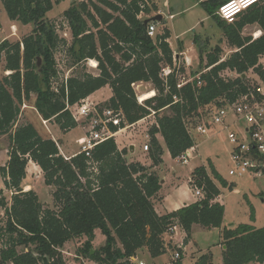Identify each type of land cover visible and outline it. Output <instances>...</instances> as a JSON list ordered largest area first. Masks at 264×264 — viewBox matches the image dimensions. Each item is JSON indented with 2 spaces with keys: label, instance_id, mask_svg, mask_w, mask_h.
Instances as JSON below:
<instances>
[{
  "label": "trees",
  "instance_id": "1",
  "mask_svg": "<svg viewBox=\"0 0 264 264\" xmlns=\"http://www.w3.org/2000/svg\"><path fill=\"white\" fill-rule=\"evenodd\" d=\"M227 1L205 0L198 5L221 30L233 52L225 60L221 59L220 48L207 53L208 71L180 89L176 87L173 53L167 42L170 32L148 37L147 27L155 22L144 25L146 19L139 18L141 14L149 15L152 9L156 11L153 0H87L69 8L63 15L72 38L68 53L75 64L95 61L99 74L69 77L54 89V51L59 39L46 19L53 8L52 0H0L10 22L34 27L20 42H0V62L4 57V72L8 74L0 79V137L8 136L9 141L7 162L0 167V209L4 213L0 264H44L41 258L47 264H65L61 248L79 239L84 242L77 256L96 264H129V258L135 257L139 249L145 248L151 258L173 249L165 244L163 235L175 226L182 229L183 243H187L193 225L220 230L222 264H264V226H223L224 207L215 199L221 188L231 186L210 163L191 173L204 198L158 216L151 198L161 188L159 178L140 164L128 163L126 150L119 151L112 138L98 144L90 160L83 154L65 159L56 143L43 139L31 124L17 125L20 107L34 96L39 116L67 133L77 127L67 106L109 86L112 97L104 107L121 111L125 121L110 130L116 132L154 114L156 125L148 132V155L153 166L161 164L162 155L156 135L162 137L170 157L178 158L193 146L185 119L197 117L200 110L223 108L250 95L264 100L245 77L252 71L264 85V68L259 62L264 56V0L244 10L233 23L216 14ZM248 26H256L260 35L244 36ZM199 59L202 61L201 54ZM163 66L172 70L165 82L160 78ZM225 71L237 77L223 78L221 73ZM142 83L151 84L155 90L143 105L138 104L133 88ZM162 111L169 114L160 116ZM28 162L40 168L44 185L53 189L55 210L43 208L34 191L23 190ZM95 230L105 238L104 246L97 250L92 246ZM171 264H183V256ZM194 264H212L211 254L201 255Z\"/></svg>",
  "mask_w": 264,
  "mask_h": 264
},
{
  "label": "rangeland",
  "instance_id": "2",
  "mask_svg": "<svg viewBox=\"0 0 264 264\" xmlns=\"http://www.w3.org/2000/svg\"><path fill=\"white\" fill-rule=\"evenodd\" d=\"M84 1L87 0H63L62 2L56 4L54 3L55 0H52L53 8L46 14V19L54 26L59 39L58 47L54 51L57 71L56 78L52 80V87L54 89L58 88L69 77H80L84 73H88L93 76H97L99 74L97 68L92 67L95 65L97 66V64L93 65V63L89 60L80 64H75L68 53V49L72 44V38L68 24L63 15L66 10L71 7H77ZM153 1L157 6L156 11L155 9H152L149 15L141 14L139 18L140 20H147L157 15L161 16L162 19L157 23L155 22L156 32L152 38H155L156 35L163 34L165 30L170 32V38L167 42L173 53V71L177 84L184 85L191 82L194 78H198L200 74L208 71L205 69V55L213 52L215 48H220V56L223 60L229 57L233 52V48L228 46L221 30L215 26V24L208 18L204 10L198 5L199 2L205 0ZM33 28V25L22 26L17 23L10 22L7 19L5 11L0 3V42L4 40L9 41L10 43L20 42L25 36L32 33ZM256 34V26H248L243 30L244 36L250 35L253 38H257L255 37ZM194 39L196 40L195 42ZM200 50L203 52L200 53ZM199 54H201L202 61L199 59ZM4 64V57H2L0 62V79L8 75L4 72ZM260 64L264 68V62ZM167 72L171 73L172 70L163 66L161 77L164 80V74ZM221 76L223 78L237 77L236 74L229 71L221 73ZM245 77L247 82H249V85L252 87L256 88L264 86L252 71L247 72ZM142 84L143 85L140 84L139 86L136 84L133 88L138 104L143 105L144 101L139 102L138 97L149 91H153L155 93V90L151 84ZM33 98L34 96H32L28 102H24V104L20 107V115L17 120V125L31 123L39 133H47L45 137H50L51 131L46 130L45 132L42 129L41 124L42 126H45L44 123L36 117V114L31 108L34 101ZM98 107L104 108V103H98ZM72 111L75 112V110ZM213 111L214 110L212 109L208 112L200 110L197 117L191 116L185 119V127L187 131L192 129L197 121V118L202 116L207 119L209 118V112ZM167 114H169L168 111H162L159 113L160 116ZM49 123L54 125L52 122ZM155 125V116L154 114H150L133 128L132 131L137 133V139H139L136 143V153L142 152V146L144 144L150 146L148 139L143 140L142 136L144 134H148V132ZM126 126L127 124L125 127ZM85 128L86 125L83 124L81 129H72L64 136V141L68 144V148L66 149L68 154H74L80 151V147L78 146L76 140L83 137ZM219 130L220 134H218ZM226 134L227 132L223 130L222 126L211 124L209 126V136L207 138L199 135L195 136V143L199 146L198 154H200V157H197V152L194 153L193 151L190 154V159L191 157L192 159L189 160V164L182 165L177 163L176 160L170 159L167 155V157H165V165L162 167L164 172L160 171V175L161 177H165L166 175H181L183 178H186L190 167L194 168L201 164L208 163L207 160L214 162L217 167H215L216 171L220 174L222 179H224L231 186V188L220 189L223 202L222 206L224 207L225 222L229 224L233 223L234 226L239 224H249L256 228H261L264 226V177L255 178L250 174H245L241 177H230L228 175V171L232 167V146L228 142ZM8 144V136L0 138V147H6L8 149ZM147 153L146 157L148 158ZM5 160L6 154L2 149L0 151V165L4 164ZM37 167L30 164L29 171L32 169L34 170L33 172L37 171L38 173L30 172L27 176V180L22 182L21 186L23 190L26 188V185L30 186V189L28 190H32L36 193L39 203L44 208L55 210V206L50 203L51 199H53L51 196L53 189L51 187L46 188L41 180L43 179L42 172L40 168ZM1 184L2 183H0V188H3ZM4 193L8 201H10L9 192L5 191ZM251 214H253V219H251ZM0 223H4V213L1 209ZM211 230L213 229L195 227L189 242L185 244L186 253L183 252V264H193L194 258L192 257H196L200 253H205L207 251L211 253L212 263L220 264L221 251L217 246L218 234L215 230ZM103 239L104 236H101L99 233V239H96L94 241V245H92L93 249L97 250L96 248L104 246L105 242ZM83 242L84 239L80 241H72L61 248L60 252L65 264H81L82 262L88 264L89 261L87 259L77 256V251L82 247ZM22 250V248H19V251ZM175 252H179L180 255L182 253V251H179L176 246H173V249H168L166 259L172 256V254L174 255ZM142 260L145 264H150L148 258H142ZM137 261H140V259H137Z\"/></svg>",
  "mask_w": 264,
  "mask_h": 264
},
{
  "label": "built area",
  "instance_id": "3",
  "mask_svg": "<svg viewBox=\"0 0 264 264\" xmlns=\"http://www.w3.org/2000/svg\"><path fill=\"white\" fill-rule=\"evenodd\" d=\"M258 1L229 0L217 9L216 14L221 20L233 23L239 15L238 12L242 9L246 10L249 8L248 6L258 3ZM155 32V23H150L147 27V36L153 37ZM169 73L164 74L165 80L161 77V74L160 78L165 82ZM182 86L177 84L176 87L180 89ZM256 93L264 97V86L257 87ZM174 100H177L176 97H174ZM67 109L77 125H86L83 137L77 140L80 151L76 155L83 154L88 160L91 159L92 151L98 144L113 137L114 134L111 132L110 127H118L120 124L125 123L121 111L105 107L99 108L97 104L88 102L86 99L73 106H67ZM72 110H75V112ZM211 124L222 126L223 130L227 132V140L232 146V167L229 169L228 175L230 177H241L250 174L255 178L264 177V100L259 101L253 95H250L223 108L214 109L213 112H209V118L207 119L202 116L197 118L192 129L187 131L193 141V146L177 158L180 163L183 165L188 163L190 154L197 147L195 136L199 135L207 138ZM143 150L148 152L149 146L144 145ZM190 185L197 201L203 199L202 190L194 184L192 179ZM176 227L171 228L170 231H175ZM177 249L184 251L182 244ZM181 255L183 256V253ZM181 255L179 252H175L173 260H177ZM88 261V264H96L90 260ZM81 264H85V262ZM129 264L145 263L131 257L129 258Z\"/></svg>",
  "mask_w": 264,
  "mask_h": 264
},
{
  "label": "crops",
  "instance_id": "4",
  "mask_svg": "<svg viewBox=\"0 0 264 264\" xmlns=\"http://www.w3.org/2000/svg\"><path fill=\"white\" fill-rule=\"evenodd\" d=\"M153 3L155 4L154 1H153ZM155 6H156V4H155ZM260 33L261 32L257 30V34L255 35V37H258L260 35ZM89 61H92V60H89ZM259 62L260 63L264 62V56L260 58ZM146 84L149 85L148 83H146ZM139 85L140 84H138L137 86H139ZM141 85H143V84H141ZM111 97H112L111 89L108 86H105V87L101 88L100 90H98V91L94 92L93 94H91L89 97L86 98V100L88 102H91L93 104L95 103V104L98 105V103H106ZM31 108L33 109L34 113L36 114V117H38L41 120V122L44 123L45 126H42V124H41L42 129L45 132H46V130H50L52 132V133L50 132V137H45L47 135V133L46 134H43V133L41 134L35 128V130L38 132V134L43 139H51L52 141H54L56 143L57 147H58L59 153L65 159H70V158L74 157L77 153L68 154L67 150H66L68 148V144H67V142L64 141V136L67 133L60 132L59 128L55 124L52 125L48 121H44L39 116V114L36 112V110L34 108V101L32 103ZM142 121H143V119L140 120L139 122L133 124V125H127L126 127L122 128V129H119L116 132H112V131L111 132L114 134L112 139L115 141L117 149L119 151H122V150H125V149L127 150V153L125 155V160L128 163L140 164L144 168L148 169L149 173H153L159 178V184H160L161 188H160L159 192L154 197L151 198V203L153 204V209H154L155 213L158 216H163V215H166L168 213L177 211L178 209H180V208H182L184 206H187V205L194 204V203L198 202L197 199L195 198L194 194H193V189H192V187L190 185L191 173L197 167H194V168L190 167L188 169V176L186 178H183L181 175H174V176L166 175L165 177H161L160 173L164 172L162 167L165 165V157H167V155H168V157L170 159H172V158L170 157V155H169V153H168V151H167V149L165 147V144L163 142V139H162V137L160 135H156V139L158 140V143H159V145L161 147V150H162L161 164L160 165L153 166V164H152V162H151V160L149 158L148 153L143 150V146L146 145V144H144L142 146V152L136 153V143H137V141L139 139H137V137H138L137 133L133 132L132 130H133L134 127H136V125H138V123H140ZM82 126L77 125L76 128L81 129ZM82 131H83V129H82ZM219 132H220V130L218 131V134H220ZM142 138H143V140L144 139H148V141H149L148 134H144L142 136ZM78 139H80V138H78ZM77 140H76V142H77ZM195 145L197 147H196L194 153L197 152L196 153L197 157H200V154H198L199 146L196 143H195ZM2 149L4 150V153L6 154V160H5V163H6L7 159H8L7 158V148L6 147H4V148L0 147V151ZM146 153H147L148 158L146 157ZM191 159H192V157H191ZM191 159L189 158V160H191ZM172 160H176L177 163L182 164V163H180L177 160V158L176 159H172ZM189 160H188V162H189ZM207 162L210 163L213 166L214 170L216 171L215 163L211 162L210 160H207ZM5 163L1 164L0 166L1 167L4 166ZM208 163L201 164L198 167L203 166V167L207 168V166H208L207 164ZM30 164H32L33 166L37 167L34 163L28 162V164L26 166V177H25V179L22 182H25L27 180V176L30 174V172L34 171L32 169L29 171ZM188 164L189 163H187V165ZM28 171H29V173H28ZM33 173H38V172L36 171V172H33ZM41 180L43 181V179H41ZM24 185H26V184H24ZM228 185H230V184H228ZM46 188H49V187H46ZM28 189H30V186L26 185V188L24 190L26 191ZM215 202L219 203L220 205H223L221 193L215 199ZM50 203L54 205L53 199H51ZM223 226L231 227V226H234V224L233 223H231V224L226 223L225 219L223 217ZM195 227H200V226L193 225L191 234H192V232H194ZM200 228H202V227H200ZM202 229H204V228H202ZM214 230L218 234V243H219V232H220V230L219 229H213L211 231H214ZM99 233L101 234V232L99 230H95L94 231V236H95L94 241L96 239H99ZM101 236H103V235L101 234ZM184 238H185V234L179 227H176L175 231H173V232L169 231V232H167V233H165L163 235V240H164L166 245L170 244V245H172L174 247L176 246V248H178L179 245L182 244V246L184 247V251L181 250L182 253L183 252L186 253L185 244H187L189 242L188 241L187 243L184 244L183 243ZM80 240H83V239H79V241ZM73 241H76V240H73ZM94 241H93V245H94ZM103 241L105 242V238L103 239ZM218 243H217V246H218V248L220 249V251L222 253V247ZM67 244H69V242L64 244L63 246H66ZM96 249H98V248H96ZM167 251H166L165 254H163V255H161L159 257L151 258L150 255L148 254L147 250L145 248H142V249H139L137 251L135 257H133V258L136 259V260L140 259V261H142V262H144L142 260V258H148L150 264H171L173 262V258H172L173 254H172V256H170V257H168L166 259ZM206 253H210V252L209 251H207L205 253L202 252L199 255H197L196 257H192V258H194V262L196 261V259H199L201 255L206 254ZM183 258H184V256H183ZM194 262H193V264H194ZM220 264H222L221 260H220ZM251 264H255V263H251Z\"/></svg>",
  "mask_w": 264,
  "mask_h": 264
},
{
  "label": "water",
  "instance_id": "5",
  "mask_svg": "<svg viewBox=\"0 0 264 264\" xmlns=\"http://www.w3.org/2000/svg\"><path fill=\"white\" fill-rule=\"evenodd\" d=\"M161 20V16H159V15H157V16H155V17H152V18H150V19H147V20H145L144 21V25H147L148 23H150V22H159ZM40 63H41V60L39 59V58H37V60H36V64H37V66H40ZM243 77H244V75H243ZM41 260H42V262L44 263V264H47V261H46V259L45 258H41Z\"/></svg>",
  "mask_w": 264,
  "mask_h": 264
},
{
  "label": "bare ground",
  "instance_id": "6",
  "mask_svg": "<svg viewBox=\"0 0 264 264\" xmlns=\"http://www.w3.org/2000/svg\"><path fill=\"white\" fill-rule=\"evenodd\" d=\"M93 63V65H95L96 63L92 60L91 61ZM93 68H96V65L95 66H92ZM154 92L153 91H149L143 95H140L138 98L139 102H143L145 100H147L148 98H152L154 96Z\"/></svg>",
  "mask_w": 264,
  "mask_h": 264
},
{
  "label": "clouds",
  "instance_id": "7",
  "mask_svg": "<svg viewBox=\"0 0 264 264\" xmlns=\"http://www.w3.org/2000/svg\"><path fill=\"white\" fill-rule=\"evenodd\" d=\"M248 7H250V6H248ZM243 10H244V9H242V10H241L240 12H238L237 14H241V13L243 12Z\"/></svg>",
  "mask_w": 264,
  "mask_h": 264
}]
</instances>
